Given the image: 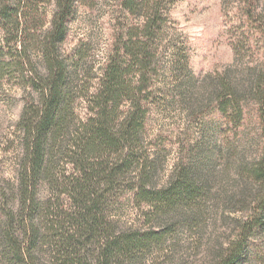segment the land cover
<instances>
[{
    "label": "trees",
    "instance_id": "obj_1",
    "mask_svg": "<svg viewBox=\"0 0 264 264\" xmlns=\"http://www.w3.org/2000/svg\"><path fill=\"white\" fill-rule=\"evenodd\" d=\"M95 1L0 0V69L15 65L23 77L27 72L30 88L19 120L17 184L0 181V264H126L159 245L165 233H116L107 216L110 194L129 173L138 206L170 209L202 198L204 185L190 166L154 190L156 158L141 146L169 0H116L125 23L117 27L115 48L99 68L83 70L89 43L71 52L65 44L79 8H92ZM248 13L256 16L264 39V7ZM182 53H173L174 71L188 68ZM221 87L218 110L228 115L231 108L242 119L236 92L226 82ZM254 89L264 105V65ZM250 177L261 187L251 215L214 264H245L254 254L252 238L264 227V149ZM44 181L52 186L46 199L40 198Z\"/></svg>",
    "mask_w": 264,
    "mask_h": 264
},
{
    "label": "rangeland",
    "instance_id": "obj_2",
    "mask_svg": "<svg viewBox=\"0 0 264 264\" xmlns=\"http://www.w3.org/2000/svg\"><path fill=\"white\" fill-rule=\"evenodd\" d=\"M264 0H169L165 31L157 39L160 54L148 96V118L142 133L143 150L156 158L154 190L165 188L182 166L194 168L204 185L193 206L135 202L134 173L121 178L109 197L107 216L116 233L158 231L166 234L156 246L126 264H214L228 247L251 208L260 184L250 171L264 149L262 103L254 81L264 65V39L256 16ZM116 0H96L81 6L70 24L65 49L89 43L83 70L99 68L115 48L121 16ZM121 14V13H120ZM124 17V16H122ZM125 18V17H124ZM183 51L188 68L174 71L171 59ZM10 60V57H5ZM2 56H0V62ZM184 63V60L182 61ZM0 69V181L17 184L22 158L19 120L30 88L15 65ZM228 83L242 103L240 119L230 108L218 110ZM84 101L77 112L85 114ZM49 182L40 186V198L51 195ZM3 212H0L2 221ZM254 254L245 264H264V227L252 238ZM46 262L51 258L42 256Z\"/></svg>",
    "mask_w": 264,
    "mask_h": 264
}]
</instances>
